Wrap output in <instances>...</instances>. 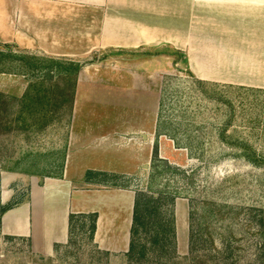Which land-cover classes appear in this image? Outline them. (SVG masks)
Masks as SVG:
<instances>
[{
    "label": "crops",
    "instance_id": "1",
    "mask_svg": "<svg viewBox=\"0 0 264 264\" xmlns=\"http://www.w3.org/2000/svg\"><path fill=\"white\" fill-rule=\"evenodd\" d=\"M0 43L83 65L62 177H31L28 199L2 217L4 234L44 257L68 242L71 214L97 213L94 241L130 248L136 191L87 171L140 175L156 143L169 163L189 159L159 135L166 58L202 82L264 90V0H0Z\"/></svg>",
    "mask_w": 264,
    "mask_h": 264
},
{
    "label": "rangeland",
    "instance_id": "2",
    "mask_svg": "<svg viewBox=\"0 0 264 264\" xmlns=\"http://www.w3.org/2000/svg\"><path fill=\"white\" fill-rule=\"evenodd\" d=\"M172 60L165 59L160 123L189 159L180 165L153 160L149 170L115 182L136 196L162 197L161 216L173 221L174 234L153 244L149 233L141 231L137 242L147 249L139 258L131 256L128 246L107 249L94 241L90 217L77 215L68 242L44 257L31 251L28 240L1 228L0 264H264V90L202 82ZM11 75H0L5 95L0 104V195L5 203L26 200L31 177L60 175L72 109L55 85L61 76L46 78L45 93L38 91L42 76ZM27 92L47 94V103L29 110ZM226 141L248 142L263 159L251 163ZM176 155L180 161L185 156L183 151ZM151 221L162 220L154 216Z\"/></svg>",
    "mask_w": 264,
    "mask_h": 264
},
{
    "label": "trees",
    "instance_id": "3",
    "mask_svg": "<svg viewBox=\"0 0 264 264\" xmlns=\"http://www.w3.org/2000/svg\"><path fill=\"white\" fill-rule=\"evenodd\" d=\"M17 45L13 43H0V75L1 74H15V75H26V76H42L43 80L40 82V87L38 91H45V80L48 77H51L50 80L53 79V76H61V82H57L55 85L58 87L61 96L68 101L71 102V108L73 107L74 101V93L77 84L78 74L82 68V64L77 61L61 59L56 57L49 56H38L36 54L27 53L24 51H18ZM63 85V86H62ZM60 87V88H59ZM64 87V88H61ZM69 87V90L67 89ZM61 89V91H60ZM28 93V92H27ZM46 93V91H45ZM58 95V94H57ZM26 97V107L29 110H33L37 103L39 105H43L47 103V94L42 96H33L28 93L25 94ZM2 98H5L4 93L0 92V104L2 103ZM57 98V97H56ZM63 100V98H62ZM58 102V101H57ZM8 104V103H7ZM167 134L161 128V123L159 121V135ZM174 139V137H172ZM225 139V137H223ZM234 146L238 147L242 151V155L245 156L246 160L251 163H259L263 158L258 156V152L256 148L248 143V142H236L230 143ZM159 155V147L158 143L155 144L154 149V161L165 162L162 161ZM159 159V160H158ZM65 161L62 163V168H64ZM167 167L172 168L171 165ZM176 170V169H175ZM62 177V173H60ZM122 177H128L125 175L117 174V173H106V172H95L92 170L87 171L86 180L87 182H94L100 185L108 186L111 188H123L125 185H119L115 182L117 179ZM1 183H2V175L0 174V193H1ZM28 199V198H27ZM26 199V200H27ZM23 200H19L18 202H12L9 200L7 203L2 202L0 195V224L3 215L22 203ZM173 201V199H171ZM163 198L156 197L154 194H147L145 192L140 193L136 196L135 200V208H134V217H133V225L131 230V243L129 248V253L131 256L138 254L139 258L146 256V245L140 244L137 242V236L141 233V231H145L149 233V239L153 244H158L161 240L165 239L170 235V233L175 232L173 227V221L169 220L166 222L165 218L162 215L163 206ZM77 215H70V230L73 226V221ZM83 217H90L91 221V235L94 237L96 231V221H97V213L92 214H84ZM156 216L158 219L164 221H158L152 223L151 219H154ZM159 224V225H158ZM261 224L263 225V220L261 219ZM158 225V226H157ZM160 227V228H159ZM1 229V225H0ZM137 249H140V252H137Z\"/></svg>",
    "mask_w": 264,
    "mask_h": 264
}]
</instances>
